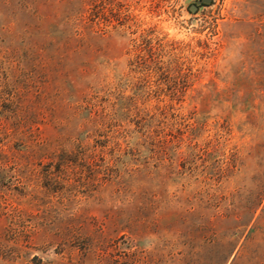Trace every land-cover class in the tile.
<instances>
[{"label":"rangeland","instance_id":"374dc122","mask_svg":"<svg viewBox=\"0 0 264 264\" xmlns=\"http://www.w3.org/2000/svg\"><path fill=\"white\" fill-rule=\"evenodd\" d=\"M0 264H264V0H0Z\"/></svg>","mask_w":264,"mask_h":264},{"label":"water","instance_id":"95a60500","mask_svg":"<svg viewBox=\"0 0 264 264\" xmlns=\"http://www.w3.org/2000/svg\"><path fill=\"white\" fill-rule=\"evenodd\" d=\"M203 3H209L210 0H202Z\"/></svg>","mask_w":264,"mask_h":264}]
</instances>
